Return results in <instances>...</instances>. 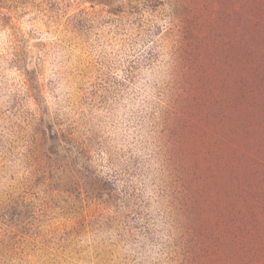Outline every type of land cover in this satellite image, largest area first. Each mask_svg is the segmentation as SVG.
<instances>
[{"label":"rangeland","instance_id":"rangeland-1","mask_svg":"<svg viewBox=\"0 0 264 264\" xmlns=\"http://www.w3.org/2000/svg\"><path fill=\"white\" fill-rule=\"evenodd\" d=\"M0 264H264V0H0Z\"/></svg>","mask_w":264,"mask_h":264}]
</instances>
